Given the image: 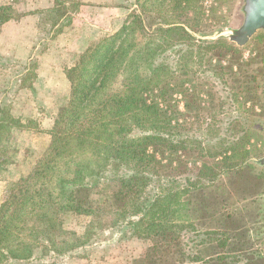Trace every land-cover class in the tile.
<instances>
[{
  "label": "rangeland",
  "instance_id": "rangeland-1",
  "mask_svg": "<svg viewBox=\"0 0 264 264\" xmlns=\"http://www.w3.org/2000/svg\"><path fill=\"white\" fill-rule=\"evenodd\" d=\"M189 5L180 16L171 0L164 6L153 4L145 18L150 34H136L138 44H151L155 63L171 65L155 81L170 90L162 106L174 127L160 131L166 139L156 150L160 174L193 177L204 165L219 171L221 165L239 164L245 153L264 171V30L240 46L235 39L245 22V0H191ZM0 6H11L15 12L0 26L1 208L6 192L15 190V184L37 167L51 144L48 132L70 95L67 70L88 48L122 30L141 9L136 0H0ZM172 24L192 25L199 32L190 31L194 40L179 41L184 38L168 32ZM220 38L240 50L236 57H217L206 49L203 42ZM226 157L227 163L220 165ZM124 174L112 167L104 176ZM197 189L183 191V200L192 202L186 208H195L184 220L194 222L202 238L208 231L226 228L236 263L264 264V183L256 189L258 196L251 195V183L232 174L207 188L198 184ZM99 190L110 193L103 180ZM25 192L34 194L32 188ZM93 197L104 202L102 195ZM16 208L10 221L20 229L18 234L12 230L15 236L7 241L6 234L0 239V264H142L154 244L152 238L133 236L132 229L112 227L107 213L61 214L55 228L40 227L43 232L32 233L22 225L23 215L14 218ZM226 214L231 215L228 221ZM35 225L30 221L27 226ZM19 243L32 246L31 260L6 259V246L15 249ZM201 248L204 256L221 251L215 243ZM164 261L173 263L176 257L166 256Z\"/></svg>",
  "mask_w": 264,
  "mask_h": 264
},
{
  "label": "trees",
  "instance_id": "trees-1",
  "mask_svg": "<svg viewBox=\"0 0 264 264\" xmlns=\"http://www.w3.org/2000/svg\"><path fill=\"white\" fill-rule=\"evenodd\" d=\"M166 2L136 0L140 13L133 14L132 21L115 35L88 48L75 66L67 70L70 95L48 132L51 144L37 167L15 184V190L6 192V202L0 208V239L5 234L6 241L15 236L12 230L18 234L20 227L14 229L10 221L11 210L16 207L14 218L19 219L16 214L23 215L22 225L32 233H38L36 229L43 232L42 228H55L61 214L107 213L112 216V227L132 229L133 236L142 240L153 239L154 244L142 257V264H162L170 255L176 261L166 264H238L237 256L230 249L231 235L226 228L208 231L202 238L196 224L184 220L185 213L194 212L195 208H186L192 202L183 200L182 194L198 190V184L207 188L223 175L232 174L242 183H251L255 189L251 195L258 196L264 171L245 153L239 164L221 165L227 163L229 157H226L219 171L216 166L204 165L193 177L160 174L156 150L166 141L161 136L165 131H160L174 127L162 106L170 90L160 88L155 81L171 65L165 61L155 63L151 44H138L136 34L140 32L147 38L150 33L145 18L153 4L158 7ZM171 2L181 16L191 0ZM13 14L11 6H0V26L9 22ZM190 31L199 32L197 27L188 24H172L168 28V32L184 38L179 41L194 40ZM225 42L220 38L203 43L208 51H215L214 56L236 57L240 50ZM121 78L124 79L119 86ZM140 131L144 136L136 138L134 134ZM112 167L123 169L126 174L105 178ZM102 180L110 193L100 192ZM157 182L161 184L156 186ZM28 188L34 190L33 195L26 194ZM97 195H102V205L93 199ZM224 218L228 221L231 215L226 214ZM30 221L36 225L27 226ZM216 235L220 237L212 238ZM21 243L15 249L6 246V259L29 261L33 258L32 246ZM214 243L221 251L204 256L201 247L210 249ZM238 250L243 252L242 247Z\"/></svg>",
  "mask_w": 264,
  "mask_h": 264
},
{
  "label": "water",
  "instance_id": "water-1",
  "mask_svg": "<svg viewBox=\"0 0 264 264\" xmlns=\"http://www.w3.org/2000/svg\"><path fill=\"white\" fill-rule=\"evenodd\" d=\"M244 10L245 22L235 39L240 46H245L254 35L264 30V0H245Z\"/></svg>",
  "mask_w": 264,
  "mask_h": 264
},
{
  "label": "crops",
  "instance_id": "crops-1",
  "mask_svg": "<svg viewBox=\"0 0 264 264\" xmlns=\"http://www.w3.org/2000/svg\"><path fill=\"white\" fill-rule=\"evenodd\" d=\"M49 147V146H48ZM15 261V260H14ZM18 262H25V261H18Z\"/></svg>",
  "mask_w": 264,
  "mask_h": 264
}]
</instances>
